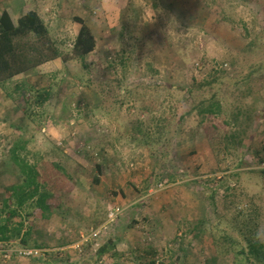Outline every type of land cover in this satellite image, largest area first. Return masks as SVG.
<instances>
[{
	"label": "rangeland",
	"instance_id": "obj_1",
	"mask_svg": "<svg viewBox=\"0 0 264 264\" xmlns=\"http://www.w3.org/2000/svg\"><path fill=\"white\" fill-rule=\"evenodd\" d=\"M35 9L61 49L78 32L74 17L97 46L87 68L54 59L0 87V206L18 179L8 159L18 138L76 181L25 245L0 244L37 253L0 264H243L234 250L244 237L264 242V0H37ZM213 94L222 113L209 116L208 137L192 106ZM179 117L169 151L163 140L149 148L157 120ZM223 236L234 242L226 253Z\"/></svg>",
	"mask_w": 264,
	"mask_h": 264
},
{
	"label": "trees",
	"instance_id": "obj_2",
	"mask_svg": "<svg viewBox=\"0 0 264 264\" xmlns=\"http://www.w3.org/2000/svg\"><path fill=\"white\" fill-rule=\"evenodd\" d=\"M74 20L80 24V27L71 48L63 50L51 38L47 25L36 11L28 10L14 18L13 14L11 15L2 8L0 11V87H4V84L17 74L31 71L54 59H59V62L64 65L74 62L87 68L86 55L96 49L97 41L83 19L74 17ZM222 64L226 65L227 62H221ZM259 66L260 64L252 65L253 70L250 69L252 71L249 70L248 74L258 72ZM80 79L82 80L81 77ZM83 83L86 81L83 80ZM203 86L204 84L199 85L200 88ZM45 91L42 89L36 92V101L43 102L45 100L46 96H43ZM185 91L191 94L193 87L186 88ZM6 95L11 98L13 92H6ZM214 97L213 94L211 100L199 101L192 106L197 108V113L206 122L203 130L208 137H212L209 131V116L222 113L220 101ZM181 118L179 117L170 125L163 123L166 122V119L157 120L154 131L150 134V138L153 140L146 139L148 147L159 144L161 140L164 141L163 143L169 142L168 136L179 126ZM33 131L35 132L37 129ZM163 146L166 147V151H169V143L163 144ZM262 150L264 152V144ZM161 152L164 154V149ZM29 154L32 155L27 150V140L23 137L14 140L8 149V159L15 166L18 179L5 187L4 196L1 199L0 244L12 243L19 239V242L25 245L27 239H31L33 232L38 231L33 230L36 220L48 219L56 214L62 206L64 196L71 193L76 187L72 173L59 161L42 158L39 154H33L30 159ZM157 160L155 163L160 165L163 158H157ZM156 177H160V175ZM244 240L245 245H240L234 250V254L242 257L243 264H264V242L254 236L244 237ZM230 244H234V242L229 241L226 236L219 249L223 248L222 250L226 253L230 250L228 247ZM35 246L44 248L46 244L35 242ZM109 246L99 247L100 253H97L95 257L99 258L109 249ZM0 247L16 248L12 245ZM151 262L154 264V261Z\"/></svg>",
	"mask_w": 264,
	"mask_h": 264
},
{
	"label": "crops",
	"instance_id": "obj_3",
	"mask_svg": "<svg viewBox=\"0 0 264 264\" xmlns=\"http://www.w3.org/2000/svg\"><path fill=\"white\" fill-rule=\"evenodd\" d=\"M36 1L37 0H0V9L2 10V8H4L11 15H12V13L23 14L28 10H34L42 18L39 11L35 9L36 8ZM42 1L46 2L47 0H42ZM41 230L44 233H46V230L43 229V227Z\"/></svg>",
	"mask_w": 264,
	"mask_h": 264
},
{
	"label": "built area",
	"instance_id": "obj_4",
	"mask_svg": "<svg viewBox=\"0 0 264 264\" xmlns=\"http://www.w3.org/2000/svg\"><path fill=\"white\" fill-rule=\"evenodd\" d=\"M117 214V209L114 208L110 210L108 217H113ZM96 235V233H94ZM37 253V250L32 248L22 247V248H2L0 249V259L3 261L9 260L12 256L20 257H32Z\"/></svg>",
	"mask_w": 264,
	"mask_h": 264
}]
</instances>
